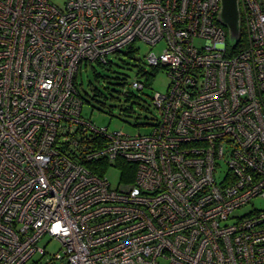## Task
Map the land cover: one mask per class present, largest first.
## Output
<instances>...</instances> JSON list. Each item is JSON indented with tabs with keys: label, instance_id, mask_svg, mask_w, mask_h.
Instances as JSON below:
<instances>
[{
	"label": "built area",
	"instance_id": "1",
	"mask_svg": "<svg viewBox=\"0 0 264 264\" xmlns=\"http://www.w3.org/2000/svg\"><path fill=\"white\" fill-rule=\"evenodd\" d=\"M220 3L0 0V264H42L45 238V264H264V0H240L234 56ZM138 42L165 44L160 120L109 132L75 78Z\"/></svg>",
	"mask_w": 264,
	"mask_h": 264
},
{
	"label": "rangeland",
	"instance_id": "2",
	"mask_svg": "<svg viewBox=\"0 0 264 264\" xmlns=\"http://www.w3.org/2000/svg\"><path fill=\"white\" fill-rule=\"evenodd\" d=\"M51 3L56 6L63 7L66 0H50ZM198 44V43H197ZM135 47L139 49V54L136 56L139 59L145 70L152 71L147 64H145L146 57L150 53L159 55L165 48V44L162 42L156 47H150L145 43L138 42ZM123 52L126 50L123 49ZM109 60L116 61L115 56H109ZM144 62V63H143ZM94 67L101 72L104 76L99 81H96L94 74L92 73V67L88 68L82 66L78 76V83H82L79 87V92L85 97L87 103H85L82 114L86 119H92L94 124L99 128L108 127L109 132L123 131L125 133H148L151 127H136V124H141L145 121V117L151 120L152 117L158 113L151 108L150 98L153 93L159 92L165 94L169 86V77L165 69H157L153 72V78L151 80V86L147 87L141 94L138 91L133 90L129 85L119 86L120 81L113 79V74L100 69L97 64H93ZM121 73H124L129 78V81L136 77V73L133 71H123L118 69ZM97 88L100 93L96 101L91 100L94 89ZM85 93H88L89 97ZM126 93L134 94L140 98L138 104L134 102H128L125 95ZM149 96V97H148ZM89 102V103H88ZM130 106L133 107V111L130 110ZM128 109V111H127ZM148 120V121H149ZM150 122V121H149ZM154 122V121H153ZM112 186L117 184L119 179V173L116 170H112L109 175ZM257 207L264 208V201L257 203ZM48 243V244H47ZM47 244V257L43 259L42 264H45L47 258H51L56 254L62 252L60 244L57 241H48L47 238L43 239L41 245Z\"/></svg>",
	"mask_w": 264,
	"mask_h": 264
},
{
	"label": "trees",
	"instance_id": "3",
	"mask_svg": "<svg viewBox=\"0 0 264 264\" xmlns=\"http://www.w3.org/2000/svg\"><path fill=\"white\" fill-rule=\"evenodd\" d=\"M246 47V40H245V35L243 32V28H242V40L241 42L235 47V48H228V54L227 56H234L237 55L239 52H241L244 48ZM126 51H119L115 54H113V56H115L116 61H112L109 60L108 58V62L107 64H101V63H87L84 64L83 66L88 68L89 66L92 67V73L94 74V78L96 81H99L100 79H102L104 76H102L101 72L98 71L93 64H97L101 71L105 70L106 72L112 73L113 74V79L116 81H120L119 86H125V85H129L130 87L135 90L140 92L141 94L144 92V90L151 86V80L153 78V72L155 73L157 71V69H165L167 71V68L165 67H150L149 64L145 61V64H147V66L150 67V69H152V71H147L145 70V68L143 67L142 62L137 59V55L139 54V49L135 46H130L128 48L125 49ZM144 63V62H143ZM118 69H121L123 71H133L137 74L136 77L131 80V82L129 81V78L127 77L126 74L121 73L120 71H118ZM81 71V70H80ZM79 71V73H80ZM79 73L77 75V77L75 78V85H76V90L79 94L80 99L84 102L87 103V100L85 99L84 96L81 95V93L79 92V87L82 86V83H78V76ZM134 81H139L140 83L143 84V88L141 90L139 89H134L132 87V84L134 83ZM99 93L100 91L95 88L93 91V96L92 98L89 97L88 93H85L86 96L88 98H91V100L96 101V99L99 97ZM126 99L128 102H134V104H138V102L140 101V98H138V96L134 95V94H130V93H126L125 95ZM149 97V96H148ZM153 97H154V93L150 98V105L151 108L153 110L156 111L154 105H153ZM98 102V101H96ZM89 103V102H88ZM130 110L133 111V107L130 106ZM128 111V109H127ZM157 112V111H156ZM147 117H145V121L142 122L141 124H136V127L142 126V127H151L153 126L155 123H157L160 120V116L159 114H157L156 116L152 117L151 120H149ZM154 121V122H153ZM101 164V165H99ZM99 168L96 167L93 163H87L86 166L88 168H90L91 170H95L96 172H99V174H103V172L107 173L108 170V165L105 162H100L98 163ZM97 165V166H98ZM120 167V166H119ZM131 167L133 168V166L122 163L121 164V168L124 171L126 170H130ZM125 173V172H124ZM123 182H129L130 179L129 178H121Z\"/></svg>",
	"mask_w": 264,
	"mask_h": 264
},
{
	"label": "water",
	"instance_id": "4",
	"mask_svg": "<svg viewBox=\"0 0 264 264\" xmlns=\"http://www.w3.org/2000/svg\"><path fill=\"white\" fill-rule=\"evenodd\" d=\"M219 23L228 31V43L235 48L242 40L240 0H220Z\"/></svg>",
	"mask_w": 264,
	"mask_h": 264
}]
</instances>
